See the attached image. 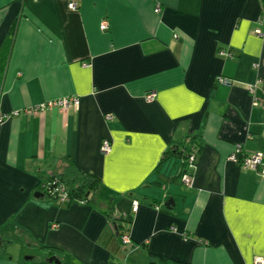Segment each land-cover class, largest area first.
<instances>
[{"label": "crops", "instance_id": "obj_1", "mask_svg": "<svg viewBox=\"0 0 264 264\" xmlns=\"http://www.w3.org/2000/svg\"><path fill=\"white\" fill-rule=\"evenodd\" d=\"M70 1L0 0V264L264 261V177L228 159L237 143L264 155V0ZM187 138L196 171L167 182ZM74 169L101 178L92 201L44 193ZM119 228L114 252L101 235Z\"/></svg>", "mask_w": 264, "mask_h": 264}, {"label": "trees", "instance_id": "obj_2", "mask_svg": "<svg viewBox=\"0 0 264 264\" xmlns=\"http://www.w3.org/2000/svg\"><path fill=\"white\" fill-rule=\"evenodd\" d=\"M200 152H201V148H200V146L196 145V143L193 141V138H187V141H185L181 145L175 144V145L171 146L168 150H166L164 153L162 161H164L166 158L172 159L175 161L179 160L180 161V171L177 175H174L173 177L163 176L164 178L167 179L165 181L181 183L182 177L184 174H189L191 177H193V175L196 171L197 165H198ZM192 155H195L194 160H191V158H190ZM245 155L246 154H239L238 163L241 164V161L243 160V157ZM74 171L75 172L73 173V176L61 175V174H59V175L55 174L54 175L53 174V175L47 176L44 179V181L47 184H48V182H47V180H48L50 182H54V184L63 186V192H65L67 194L68 200L62 201V202L69 203L75 199H78V200L80 199L84 202L92 201L90 198V195L97 192L101 188V186H102L101 178L99 176L93 174V173L88 172V171L75 170V169H74ZM160 176H162V175H160ZM161 181H164V180L162 179ZM50 185H49V189L46 190L44 188V193H46L49 196L60 199L58 192L54 191V185L51 189H50ZM108 216L109 217L111 216L110 212H108ZM123 227H125V226H123ZM120 228L122 229V227H120ZM120 228H119L118 236L113 234V232L108 233L107 231H104L101 235L102 238L106 237V236L117 237V238L113 237L112 239H110L111 248H112V251H114V252H116V250H117V248H116L117 246L114 245V241L116 239H118V241L122 240V236L124 234H126ZM125 229L127 230L126 227H125ZM111 231H113V230H111ZM118 247H119V244H118ZM114 248H116V249H114Z\"/></svg>", "mask_w": 264, "mask_h": 264}, {"label": "built area", "instance_id": "obj_3", "mask_svg": "<svg viewBox=\"0 0 264 264\" xmlns=\"http://www.w3.org/2000/svg\"><path fill=\"white\" fill-rule=\"evenodd\" d=\"M69 8L71 9H77L78 8V2L75 0H71L68 3ZM159 9H156V12H158ZM262 23L264 24V9L263 12L261 14V19ZM100 27L102 29H105L107 27V22L103 21L100 25ZM256 32L258 34H262L263 30L262 29H257ZM222 53H224L225 55H228V53L226 51H221ZM217 82L218 84H222V85H231V80L227 77H223V76H218L217 77ZM147 100H153L155 98V93L151 92L149 94H147L146 96ZM80 104V98L76 95H69V96H64L52 101H48V102H43L40 103L38 105L32 106L30 108H28V111L30 112H39L42 110H45L46 108H63V109H70V108H75ZM9 117V115L7 113H4L0 110V122H3L4 120H6ZM101 150L103 153H109L112 150V143L109 139H104L101 145ZM239 154H245L244 150H243V146L242 143H237L235 146V150L228 156V159L233 161V162H238V156ZM191 160L195 159V155H192ZM241 165L244 168H248V169H254V170H258L261 175L264 177V155L262 153H252V154H246L243 157V160L241 161ZM182 182L185 184H189L191 182V176L189 174H184L182 177ZM51 184V185H50ZM50 185V189L53 187L54 185V191L58 192L59 194V198L61 199V201H67L68 200V196L65 192H63V186L61 185H57L54 184V182H49L48 184L45 185V187ZM134 208L138 207V203L137 201H135L133 203ZM173 229H175V227H173ZM122 242L124 244H129L131 243L130 237L128 234H124L122 236ZM256 264H264L263 259H256L255 261Z\"/></svg>", "mask_w": 264, "mask_h": 264}, {"label": "water", "instance_id": "obj_4", "mask_svg": "<svg viewBox=\"0 0 264 264\" xmlns=\"http://www.w3.org/2000/svg\"><path fill=\"white\" fill-rule=\"evenodd\" d=\"M43 195V193L37 191L35 196L38 197V196H41ZM165 205L168 207V208H171L173 205H174V200L173 199H169ZM115 228L118 229L117 225H115ZM31 257H28L27 259H29ZM26 259V258H25ZM48 262L51 263V264H64L60 258L56 257V256H51L49 259H48Z\"/></svg>", "mask_w": 264, "mask_h": 264}, {"label": "bare ground", "instance_id": "obj_5", "mask_svg": "<svg viewBox=\"0 0 264 264\" xmlns=\"http://www.w3.org/2000/svg\"><path fill=\"white\" fill-rule=\"evenodd\" d=\"M191 179H192V177H191ZM47 182L49 183L50 181L47 180ZM46 184L47 183L45 181L42 182L43 187L47 190V189H49V186L48 187L47 186L45 187Z\"/></svg>", "mask_w": 264, "mask_h": 264}, {"label": "rangeland", "instance_id": "obj_6", "mask_svg": "<svg viewBox=\"0 0 264 264\" xmlns=\"http://www.w3.org/2000/svg\"><path fill=\"white\" fill-rule=\"evenodd\" d=\"M218 77V76H217ZM217 77H216V79H217Z\"/></svg>", "mask_w": 264, "mask_h": 264}]
</instances>
